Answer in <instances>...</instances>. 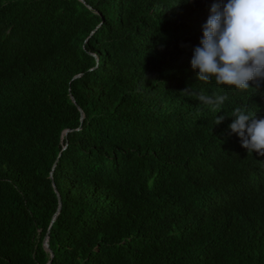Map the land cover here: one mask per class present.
<instances>
[{"label":"trees","instance_id":"16d2710c","mask_svg":"<svg viewBox=\"0 0 264 264\" xmlns=\"http://www.w3.org/2000/svg\"><path fill=\"white\" fill-rule=\"evenodd\" d=\"M227 2L0 0V264H264V156L229 128L264 78L191 66Z\"/></svg>","mask_w":264,"mask_h":264},{"label":"clouds","instance_id":"9594fccd","mask_svg":"<svg viewBox=\"0 0 264 264\" xmlns=\"http://www.w3.org/2000/svg\"><path fill=\"white\" fill-rule=\"evenodd\" d=\"M210 12L191 66L199 70V81L215 78L217 85L246 90L249 81L264 78V0H228L222 8L213 4ZM199 99L220 104L225 97ZM233 116L229 128L241 138L242 147L264 156V118L240 108ZM217 120L220 123L223 117Z\"/></svg>","mask_w":264,"mask_h":264},{"label":"water","instance_id":"95a60500","mask_svg":"<svg viewBox=\"0 0 264 264\" xmlns=\"http://www.w3.org/2000/svg\"><path fill=\"white\" fill-rule=\"evenodd\" d=\"M80 75H78V76H76V77H79ZM72 97V99L74 100V98H73V96H71ZM83 117H84V115H83ZM70 130H67L66 131V133H68ZM59 199H60V205H61V198H60V196H59ZM60 208H61V206H60ZM60 210V209H59ZM59 213V211L57 212V214ZM57 214L55 215V217H54V220L56 219V217H57ZM53 220V221H54ZM44 247L46 248V249H49V234H47V236L45 237V239H44ZM50 252H51V256L53 257L54 256V252L52 251V250H50ZM48 264H51V262H49Z\"/></svg>","mask_w":264,"mask_h":264}]
</instances>
